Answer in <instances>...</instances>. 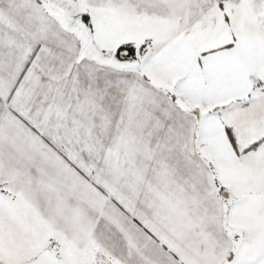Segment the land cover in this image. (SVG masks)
<instances>
[{
    "label": "snow or ice",
    "instance_id": "snow-or-ice-1",
    "mask_svg": "<svg viewBox=\"0 0 264 264\" xmlns=\"http://www.w3.org/2000/svg\"><path fill=\"white\" fill-rule=\"evenodd\" d=\"M0 264H264V0H0Z\"/></svg>",
    "mask_w": 264,
    "mask_h": 264
}]
</instances>
